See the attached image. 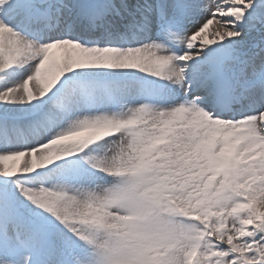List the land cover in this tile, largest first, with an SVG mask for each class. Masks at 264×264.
Masks as SVG:
<instances>
[{
  "label": "snow or ice",
  "instance_id": "obj_1",
  "mask_svg": "<svg viewBox=\"0 0 264 264\" xmlns=\"http://www.w3.org/2000/svg\"><path fill=\"white\" fill-rule=\"evenodd\" d=\"M0 264H264V0H0Z\"/></svg>",
  "mask_w": 264,
  "mask_h": 264
},
{
  "label": "rangeland",
  "instance_id": "obj_2",
  "mask_svg": "<svg viewBox=\"0 0 264 264\" xmlns=\"http://www.w3.org/2000/svg\"><path fill=\"white\" fill-rule=\"evenodd\" d=\"M212 29H210V31H211Z\"/></svg>",
  "mask_w": 264,
  "mask_h": 264
}]
</instances>
